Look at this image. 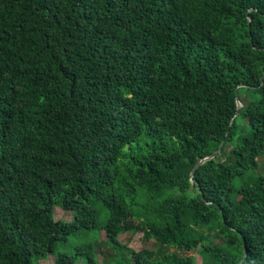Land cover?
I'll return each instance as SVG.
<instances>
[{"label": "trees", "instance_id": "trees-1", "mask_svg": "<svg viewBox=\"0 0 264 264\" xmlns=\"http://www.w3.org/2000/svg\"><path fill=\"white\" fill-rule=\"evenodd\" d=\"M262 155L264 0H0V264H264Z\"/></svg>", "mask_w": 264, "mask_h": 264}, {"label": "rangeland", "instance_id": "rangeland-1", "mask_svg": "<svg viewBox=\"0 0 264 264\" xmlns=\"http://www.w3.org/2000/svg\"><path fill=\"white\" fill-rule=\"evenodd\" d=\"M264 174V155L260 156L258 158V165L255 168V170L248 172L245 175V179L252 180L258 175ZM241 183L240 179H236L234 184L238 186ZM55 218L59 219H65V220H71L72 219V213L64 211L61 207H57L55 210ZM101 237L97 240L98 234L95 233L94 237L91 236H84V234H75L71 237L70 242L72 246L81 244V243H89L94 241V238H96L95 243L97 244V253L99 257L100 264H117L113 259L112 255L114 254L112 247L109 243V238L107 236V233L103 231L100 235ZM121 240L125 244H129L132 247H135L136 249H143V248H150V249H158V243L155 239H146L142 233H134L130 230H128L126 233L121 235ZM188 254H194L197 258V261H201V256L197 253V251H189ZM55 262V256L50 255L48 258H42L40 259V264H54Z\"/></svg>", "mask_w": 264, "mask_h": 264}, {"label": "water", "instance_id": "water-1", "mask_svg": "<svg viewBox=\"0 0 264 264\" xmlns=\"http://www.w3.org/2000/svg\"><path fill=\"white\" fill-rule=\"evenodd\" d=\"M235 98H236V103L239 105V107H242V104L240 103L239 101V98H238V92H237V89L235 91ZM239 114V109L237 110L236 114L234 115L233 119ZM232 119V120H233ZM222 144H223V141L219 144L218 148L216 151H214L213 153H211L210 155L204 157L203 159L199 160V162L197 163L195 169L201 164L203 163L204 160L206 159H212L214 158L215 156H217L220 152H221V148H222ZM195 169L192 171V176L194 175L195 173Z\"/></svg>", "mask_w": 264, "mask_h": 264}]
</instances>
